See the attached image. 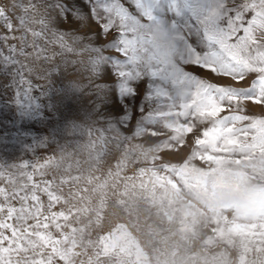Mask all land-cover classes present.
<instances>
[{"label": "rangeland", "instance_id": "obj_1", "mask_svg": "<svg viewBox=\"0 0 264 264\" xmlns=\"http://www.w3.org/2000/svg\"><path fill=\"white\" fill-rule=\"evenodd\" d=\"M54 3L0 0V11L17 29L15 43L24 52L19 59L32 69L34 82L58 84L60 77L49 73L59 66L60 76L77 81L86 93L75 127L34 156L16 153L43 165L35 181L51 197L39 193L40 222L47 227L33 232L44 238L29 237L36 246L25 242L27 250L14 259L19 264H264V106L248 103L242 106L246 111L233 107L222 113L240 118L219 134L211 132V121L171 116L122 121L105 109L94 112L89 102L96 100L98 81L92 77L90 83L88 68L95 53L85 47L90 41L61 34L76 26L60 22ZM108 40L111 36L96 43ZM10 149L0 146V154L9 158Z\"/></svg>", "mask_w": 264, "mask_h": 264}, {"label": "snow or ice", "instance_id": "obj_2", "mask_svg": "<svg viewBox=\"0 0 264 264\" xmlns=\"http://www.w3.org/2000/svg\"><path fill=\"white\" fill-rule=\"evenodd\" d=\"M53 8L60 22L76 26L61 34L90 41L85 47L95 53L88 68L90 83L98 81L89 102L94 112L105 109L122 121H211L219 134L240 118L222 113L264 106V0H55ZM0 28V146L11 145L9 158L0 154V264H19L14 254L27 250L24 243L36 246L29 237L44 238L33 229L47 227L39 193H51L35 181L43 165L16 153L34 156L75 127L86 93L60 76L59 66L49 73L58 84L35 83L3 11Z\"/></svg>", "mask_w": 264, "mask_h": 264}]
</instances>
